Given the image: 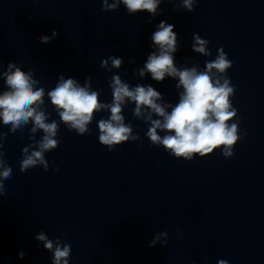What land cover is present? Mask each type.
<instances>
[{
	"label": "water",
	"instance_id": "obj_1",
	"mask_svg": "<svg viewBox=\"0 0 264 264\" xmlns=\"http://www.w3.org/2000/svg\"><path fill=\"white\" fill-rule=\"evenodd\" d=\"M179 3L164 0L153 17L129 15L123 4L104 11L102 0H0V71L14 62L46 91L60 75L81 85L90 76L100 102L110 103L109 82L119 75L130 86H153L175 105L183 91L178 80L133 75L154 50L150 36L157 25L175 26L177 67L203 70L223 48L233 65L227 76L237 117L230 123H238L240 135L232 157L216 149L191 161L176 158L151 143L150 125L133 117L129 103L125 123L139 140L110 151L99 142L97 123L110 112H98L84 135L60 123V143L45 153L48 170L38 165L21 173L22 149L33 144L31 125L13 133L0 121L7 133L4 159L13 170L0 196V264H52V253L35 239L41 231L71 245L69 264H264V35L198 3L192 12ZM53 30L57 37L41 43ZM194 33L209 41L211 56L192 51ZM109 56L121 57L122 67L102 68ZM5 87L0 77V91ZM44 100L49 120L59 122L47 95ZM162 232L166 243L162 238L149 247Z\"/></svg>",
	"mask_w": 264,
	"mask_h": 264
},
{
	"label": "clouds",
	"instance_id": "obj_2",
	"mask_svg": "<svg viewBox=\"0 0 264 264\" xmlns=\"http://www.w3.org/2000/svg\"><path fill=\"white\" fill-rule=\"evenodd\" d=\"M162 2L164 0H112L111 3L102 0V9L116 11L123 4L129 15L147 11L155 17ZM196 3L198 0H180L177 7L192 12ZM174 27L165 21L157 25L156 31L150 36L154 50L148 54L143 67L134 71L133 75L143 78L150 74L157 82L164 81L166 77L178 80L176 88H182L183 91L179 93V101L175 105L163 102L162 94L153 86H130L119 75H113L109 82L112 90L110 103L100 102V92L92 90L90 76L81 85L75 78L60 75L55 86L46 91L31 70L24 71L16 63L9 62L7 69L0 71L6 86L5 90L0 91V121L10 126L9 131L13 133L30 124L29 139L33 141V144L22 149L20 172L24 173L38 165L47 171L49 162L45 153L58 147L60 141L56 137L60 123L84 135L90 132L89 124L98 112H110L107 119L101 118L97 122L99 142L110 151L122 143L139 140L132 125L125 123L123 110L129 103L135 105L133 117L150 125L145 135L151 143L163 146L174 157L191 161L196 155L205 157L216 149H222L225 158L232 157L233 148L240 140L238 123H230L237 117V109L231 102L235 87L227 76V70L233 66L232 61L220 48L214 60L205 61L203 70L198 65L177 67L174 54L180 45ZM57 35L53 30L51 36L42 34L38 39L47 44ZM192 39L193 52L203 56L212 55L208 40L202 39L198 33H194ZM129 62L135 63V60L131 58ZM123 63L121 57L109 56L101 60L100 66L111 71L113 68L120 69ZM45 95L58 113L59 122L49 120L50 114L44 107ZM37 132L43 133L38 140L35 135ZM160 132L165 134L161 136ZM6 136L7 133L0 132V196L5 193L4 181L11 179L13 172L4 159ZM162 238L166 243L167 232L156 234L149 242V247L161 242ZM35 239L52 253V264H69L72 251L70 244L63 243L59 238L52 240L43 231ZM18 255L22 259L25 253L21 251ZM218 264H228V261L221 259Z\"/></svg>",
	"mask_w": 264,
	"mask_h": 264
}]
</instances>
